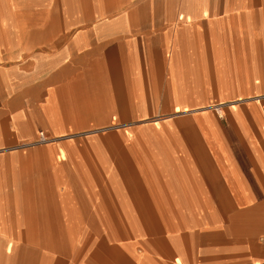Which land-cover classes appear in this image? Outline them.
<instances>
[{
  "label": "crops",
  "instance_id": "crops-1",
  "mask_svg": "<svg viewBox=\"0 0 264 264\" xmlns=\"http://www.w3.org/2000/svg\"><path fill=\"white\" fill-rule=\"evenodd\" d=\"M0 264H264V0H0Z\"/></svg>",
  "mask_w": 264,
  "mask_h": 264
},
{
  "label": "built area",
  "instance_id": "built-area-1",
  "mask_svg": "<svg viewBox=\"0 0 264 264\" xmlns=\"http://www.w3.org/2000/svg\"><path fill=\"white\" fill-rule=\"evenodd\" d=\"M38 134L39 136H38L37 142H45L49 140V138L45 135L44 131L40 130Z\"/></svg>",
  "mask_w": 264,
  "mask_h": 264
}]
</instances>
